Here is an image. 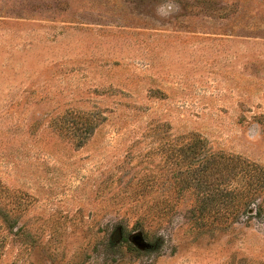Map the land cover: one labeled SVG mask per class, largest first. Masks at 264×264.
<instances>
[{
  "label": "rangeland",
  "instance_id": "obj_1",
  "mask_svg": "<svg viewBox=\"0 0 264 264\" xmlns=\"http://www.w3.org/2000/svg\"><path fill=\"white\" fill-rule=\"evenodd\" d=\"M192 133L239 173L186 187ZM251 168L264 0H0V264H264V180L197 210Z\"/></svg>",
  "mask_w": 264,
  "mask_h": 264
},
{
  "label": "trees",
  "instance_id": "obj_2",
  "mask_svg": "<svg viewBox=\"0 0 264 264\" xmlns=\"http://www.w3.org/2000/svg\"><path fill=\"white\" fill-rule=\"evenodd\" d=\"M177 139L180 143L179 148H177V151L172 155H175L176 153L181 155V153H183L185 157L189 158L187 159V166H185L183 172L180 173L182 179L181 181L184 182L186 187L200 184L202 178L206 174L212 175V172L215 170L221 172L215 166H226V177L228 176V178L231 174L239 173L237 166L236 168H228V163L233 161V157L228 156V158L218 152L206 151L204 147L205 140L198 134L192 133L189 135H182L178 136ZM190 159L192 160L190 161ZM197 162H199V164L195 165L194 163ZM202 164H204L203 167ZM252 170L254 169L251 168V174L247 176L249 178V182L251 183L248 185L249 187L246 186L243 188H237L236 186H232V184L227 182V184H224L223 187L220 186L219 188L217 186L215 188L209 187L204 191H200L198 189L199 192L196 193V199L199 203L197 208L198 215H202L204 213L207 214L205 212L206 209H209L208 213H210L211 208H208V204L206 203L211 199H218V196L222 195V193L229 196L230 200L234 198V202L232 201V206H229L227 210H224L220 213L219 218L223 219V217H225L227 219L229 217H237L240 213H246L245 211L247 205L256 198L253 194L257 191V187H262L261 184H263L262 182L264 180L258 175V173L255 174V172H252ZM252 178V181L255 182V184L252 183ZM251 188H254L255 191H252ZM160 203H165V205L169 204L168 207L171 206V202L168 199L161 200ZM219 211L220 209L214 208V213H218Z\"/></svg>",
  "mask_w": 264,
  "mask_h": 264
}]
</instances>
